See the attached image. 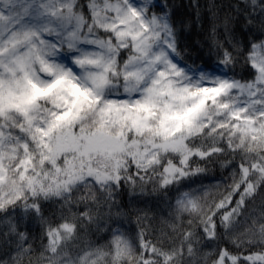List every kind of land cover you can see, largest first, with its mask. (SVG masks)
<instances>
[{"label":"snow or ice","instance_id":"6c2138e0","mask_svg":"<svg viewBox=\"0 0 264 264\" xmlns=\"http://www.w3.org/2000/svg\"><path fill=\"white\" fill-rule=\"evenodd\" d=\"M184 27L160 0H0V264H264V0L213 11L214 63ZM149 186L170 232L137 209L130 234L118 197Z\"/></svg>","mask_w":264,"mask_h":264},{"label":"trees","instance_id":"16d2710c","mask_svg":"<svg viewBox=\"0 0 264 264\" xmlns=\"http://www.w3.org/2000/svg\"><path fill=\"white\" fill-rule=\"evenodd\" d=\"M160 2L168 3L171 10L176 14V18L185 21L181 39L182 48L186 49L183 55L187 63L192 64L195 62L197 65L205 61L214 63L217 59V53L212 46L213 11L221 8L227 10V6L229 4L235 5L237 0H160ZM213 5L216 6L215 9H213ZM242 27L246 29L247 26ZM254 37L264 38L258 32L247 34L248 40ZM216 39L220 42H226V36L222 28H218ZM225 46H227L226 43ZM208 176L210 179L205 180L204 184L211 189L212 194H215V185L220 186L219 191L224 190V184L228 181L229 172L217 165L210 168ZM175 195L176 193L173 192L170 197L173 202ZM118 202L133 209L132 215L122 219L124 230L130 234H134L139 228L135 214L137 209L140 210L141 216H147L142 226L148 228L154 235L170 232V228L166 223L168 220L167 206L158 199V194L151 192L150 186L143 195H140L138 190L133 193L131 190L125 189L118 197ZM248 211L249 213L259 214L261 211V200L259 197L256 198L254 203L249 204ZM109 238V233H97L94 228L85 237V239L96 243H104Z\"/></svg>","mask_w":264,"mask_h":264}]
</instances>
